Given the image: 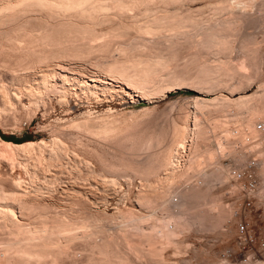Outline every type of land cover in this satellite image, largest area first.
<instances>
[{
    "label": "rangeland",
    "instance_id": "rangeland-1",
    "mask_svg": "<svg viewBox=\"0 0 264 264\" xmlns=\"http://www.w3.org/2000/svg\"><path fill=\"white\" fill-rule=\"evenodd\" d=\"M180 6L179 14L191 16L199 28L183 23L171 30L172 37L164 31L154 38H139L129 28L127 33L108 40L111 50L107 54L111 58L134 56L148 62L163 61V67L155 69L166 70L152 73V78H159L157 82L162 85L154 80L158 87L150 78V83L155 84L148 80L149 88H158L150 89L153 92L146 98L107 77L108 84L78 75L81 69L88 71L86 74L104 76V58L97 53L80 58L62 56L60 63L65 71L56 70L87 80L96 88L107 85L106 91L96 89L97 95L79 89L73 92L72 85L67 84L70 91L66 96L47 91L35 106L24 105L25 98L23 103L7 109L0 102L1 132L26 136L29 141L43 139L47 144L46 148L40 146L42 149L35 146L29 151L14 152L0 146V203L13 206L15 216L26 227L45 223L57 233L60 226L83 231L85 236L68 242L67 253L62 255L66 264H211L216 248L226 242L221 240L225 237V213L219 193L213 183H202L204 179L197 183L196 174L205 175L218 163L219 153L225 152L222 144L229 153L234 141H244L254 132V121L264 112V0H192ZM117 21L120 22L116 19L111 24L115 25L112 31L130 27L131 21L122 20V25ZM2 30L0 39L6 40L7 29ZM56 62L53 59L49 63L59 66ZM196 99L205 104L201 111ZM202 111L204 114H200ZM111 116L125 123L109 141L80 132L72 134V138L59 133L74 130L76 124L88 118ZM172 121L182 127L197 122L181 152L186 153L182 161L179 156L180 177L175 182L165 171L157 170L148 175L146 182L134 169L152 168V163H143L147 158L139 148L153 138L168 141ZM52 139L59 140L56 149L61 150L60 157L53 158L50 165L37 161L38 155L33 160L40 150L48 156ZM18 160L31 163L28 175L32 178ZM19 175L30 182L22 185L28 192L15 184ZM193 185L192 191L189 188ZM179 191L188 197L182 205L175 206L170 196H177ZM20 192L25 193L30 205L12 200V195ZM143 192L148 200L140 197ZM81 225L84 227L75 229ZM4 232L2 227L1 239L6 237Z\"/></svg>",
    "mask_w": 264,
    "mask_h": 264
},
{
    "label": "bare ground",
    "instance_id": "bare-ground-1",
    "mask_svg": "<svg viewBox=\"0 0 264 264\" xmlns=\"http://www.w3.org/2000/svg\"><path fill=\"white\" fill-rule=\"evenodd\" d=\"M184 1L192 0H0V30L3 28L7 29L6 40L0 39L1 105L7 109L8 106L17 102H22L23 98H25L27 101L24 105L27 107L35 106L37 102L42 99L41 96L47 91L57 92L62 97L66 96L65 93L69 90V88L65 86L67 84L72 85L70 89H73V92H75V89H79L85 93L89 92L90 95H97L98 91L96 89L106 91L107 85L96 88L97 85L89 83L87 80L78 79L75 76L71 77L56 70L60 69L65 71L60 63V57L62 56L80 58L81 56L88 57L91 54L97 53L100 59L104 58L102 62L105 70V72L102 71L104 76L86 74L88 71L85 72L81 69H79L81 74L78 75L83 78H88L90 81L108 84L110 81L106 80L107 77L112 81L123 83L126 88L131 91L139 92L142 98H146L153 90L159 87L157 85L159 78L155 79L156 76L152 78V73L156 70L157 72L166 70V68L160 71L159 69H155L156 67L160 68L163 61L156 60L154 62H148V60L138 59L134 56L117 59V57L112 55L113 58H111V54H107L110 49L108 40H110V37L114 38L115 36H121L127 33L126 30L129 28H132V30L134 29L139 38L141 36V38L144 36L154 38L158 37L164 31H167V33H165L171 36L173 34L171 30L182 26L183 23L188 26L198 25L197 22H193V19H190L191 16L189 18L182 16L183 13L179 14L180 5H182ZM188 9H190V7H188ZM116 19L120 21L119 23L117 21L120 25L123 23L122 20L131 21V23L129 22L130 27L124 23L127 27L121 28L122 30L115 29L118 32L112 31L111 28L115 25L112 26L111 24H115ZM31 20H34L33 23H31ZM198 26H196L195 29H197ZM173 31L175 33L176 30ZM2 35L0 37H3ZM118 50L122 51V48ZM109 53H111V51ZM97 57L96 59L99 58ZM53 59L57 60L58 63L56 62V64L59 66L53 67L49 63ZM241 67L245 68L244 65L238 66V68ZM73 74H75V72ZM53 78H55V80ZM150 78L152 82L156 81L157 83H155L158 86H155L157 87L156 89L152 86V91H150L152 88H149V83L151 82V80H149ZM57 79H59L60 82H58ZM160 79L164 80L165 78L163 79L160 77ZM148 80L149 83L147 84L146 82H148ZM155 83L152 84L154 85ZM195 104L199 108L198 111H201L200 109L205 107V104H203L200 99H196ZM263 113L264 112H261L259 114V117L262 119H264ZM200 114H204L203 111ZM123 122L112 116L100 120L88 118L76 124L74 130L61 131L59 133L68 138H72L74 137L72 134L74 135V133L80 132L83 134L86 133L92 138L110 140V138L119 133L118 131L121 130ZM194 122L192 124L185 122L186 125L183 127L180 125V127L178 123L172 121L171 136L168 141L164 142V140L159 137L149 139L141 145L139 151H145L142 153H145L147 158H145L146 161L143 160V163L147 161L152 163V168L145 166L146 169H134L141 174V178L144 181L148 182V175L158 172L157 170L165 171L168 178L174 181L180 177L178 176L181 166L179 156L186 147L189 135L191 133L194 134L195 126H197V122ZM56 139H52L49 142L48 156L43 154V150V153L40 150L42 155L40 156V152H38L40 154H34V157L32 156L33 160L38 155L39 157H36L37 161L41 164L50 165L53 158H59V152L61 150L57 151L56 149L59 143V140L57 141ZM94 142H96V140ZM42 145H47L43 139L40 141L32 140L23 143H14L5 141L0 137V146L6 147L11 152L29 151L30 149H34L35 146L40 147ZM224 147L225 146L222 144L221 149L227 152L228 149ZM44 148H46V146ZM40 149L42 148L40 147ZM59 149L61 148L59 147ZM134 154L135 153H133V155ZM137 154L141 153L137 152ZM21 160H18V165L23 168L25 174H30L31 172L28 165L31 163L28 164ZM14 163L15 162L12 164ZM148 163L149 162L145 164ZM208 170L209 171H205V175L200 176V174H196L198 179L197 183L202 182L204 179L206 182L202 183L212 184V182H210L211 179H217L221 176V172L218 170L216 163L212 169L210 168ZM32 172L34 173L35 171ZM24 178L20 175L17 176L15 178V184L21 189H24L23 191L25 192L27 189L22 187V185L26 184L28 180L26 181ZM197 183L195 184L197 185ZM194 185L190 186L189 189L193 191ZM24 192L11 194L13 197L12 200L22 206L28 205L29 202L25 199L26 195ZM177 196V200H175L177 202H172L175 206L182 205L188 197L187 193L183 191H179ZM140 197L143 200H148V196L145 192H143ZM9 205L10 204L6 206L0 203V229L5 227L4 233L6 235L3 239L0 238V262L2 264H36L37 262L44 264L43 262L48 261L50 264H66L63 256L68 249V242L73 238L82 237L84 232L73 230L74 228L69 226H60L61 228L58 230V234L53 229L49 230L45 223H43L44 225L41 227H26L24 223L15 216L12 208L13 206L9 207ZM82 227L84 226H77L75 229ZM103 256L107 259L104 254Z\"/></svg>",
    "mask_w": 264,
    "mask_h": 264
},
{
    "label": "built area",
    "instance_id": "built-area-1",
    "mask_svg": "<svg viewBox=\"0 0 264 264\" xmlns=\"http://www.w3.org/2000/svg\"><path fill=\"white\" fill-rule=\"evenodd\" d=\"M254 125L244 141H234L231 152L218 156L221 176L212 183L225 213L221 240L226 242L216 248L211 264H264V119Z\"/></svg>",
    "mask_w": 264,
    "mask_h": 264
},
{
    "label": "trees",
    "instance_id": "trees-1",
    "mask_svg": "<svg viewBox=\"0 0 264 264\" xmlns=\"http://www.w3.org/2000/svg\"><path fill=\"white\" fill-rule=\"evenodd\" d=\"M0 137L5 140V141H11V142H14V143H23L25 141H29V139H26L28 137L26 136H16L14 134H5L3 132L0 131ZM26 139V140H24Z\"/></svg>",
    "mask_w": 264,
    "mask_h": 264
}]
</instances>
